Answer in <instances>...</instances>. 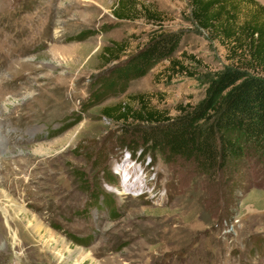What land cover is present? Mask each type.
Instances as JSON below:
<instances>
[{
  "label": "rangeland",
  "instance_id": "1",
  "mask_svg": "<svg viewBox=\"0 0 264 264\" xmlns=\"http://www.w3.org/2000/svg\"><path fill=\"white\" fill-rule=\"evenodd\" d=\"M117 1L0 0V264H264L263 161L204 176L158 154L131 157L118 144L123 123L101 113L120 104L176 116L228 64L223 47L185 0H130L128 19L115 18ZM240 8V20L253 10ZM162 31L181 34L170 58L181 69L160 61L123 91L106 88L108 71ZM113 43L120 59L105 65ZM4 195L45 229L34 234Z\"/></svg>",
  "mask_w": 264,
  "mask_h": 264
},
{
  "label": "trees",
  "instance_id": "2",
  "mask_svg": "<svg viewBox=\"0 0 264 264\" xmlns=\"http://www.w3.org/2000/svg\"><path fill=\"white\" fill-rule=\"evenodd\" d=\"M130 2L117 1L115 18L134 15ZM185 2L191 22L218 41L228 62L207 81L202 99L188 107L177 106L178 113L171 118L154 112L141 116L120 104L101 113L108 121L123 123L118 144L130 156L141 150L143 155L158 154L166 163L189 164L200 175L229 176L246 157L264 162V7L255 0ZM241 6L253 10L240 20ZM143 13L157 18L156 13ZM180 38V33L169 31L151 36L108 71L106 88L123 91L129 81L144 77L160 61L169 60L166 69H181L170 59ZM120 49L121 43L102 48L105 65L119 61ZM129 120L135 125L125 126Z\"/></svg>",
  "mask_w": 264,
  "mask_h": 264
},
{
  "label": "bare ground",
  "instance_id": "3",
  "mask_svg": "<svg viewBox=\"0 0 264 264\" xmlns=\"http://www.w3.org/2000/svg\"><path fill=\"white\" fill-rule=\"evenodd\" d=\"M123 195V194H121ZM4 199H6L8 201V203H10V205L13 207V214L14 215H23L22 217H28L29 212L24 208V206L22 204H18L17 202L15 201H12L8 196H5L4 195ZM21 201V200H20ZM31 216V220L28 219V227L30 228V230L34 233V234H39L40 231L42 229H45L43 227V224H42V218H41V215H30ZM15 223V222H14ZM16 224V223H15ZM7 227L13 231V236L14 238L16 239H21V235H20V229L18 230L17 227L16 228H13V226L11 225H7ZM20 231V232H19ZM49 233V232H48ZM4 235V229L2 228V226L0 225V237H2ZM40 236V235H39ZM39 238V237H38ZM42 238V237H41ZM47 238V237H46ZM44 243V242H43ZM43 250V248H42ZM41 257V256H40ZM23 260V259H22ZM35 262V261H34ZM43 262V261H41Z\"/></svg>",
  "mask_w": 264,
  "mask_h": 264
},
{
  "label": "clouds",
  "instance_id": "4",
  "mask_svg": "<svg viewBox=\"0 0 264 264\" xmlns=\"http://www.w3.org/2000/svg\"><path fill=\"white\" fill-rule=\"evenodd\" d=\"M127 152V151H126ZM129 156H130V154H129ZM132 157V156H131Z\"/></svg>",
  "mask_w": 264,
  "mask_h": 264
}]
</instances>
